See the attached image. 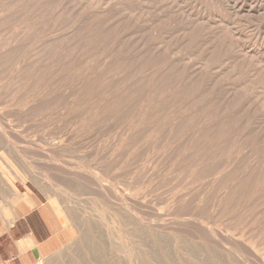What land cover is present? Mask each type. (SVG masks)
Returning <instances> with one entry per match:
<instances>
[{
  "label": "rangeland",
  "instance_id": "1",
  "mask_svg": "<svg viewBox=\"0 0 264 264\" xmlns=\"http://www.w3.org/2000/svg\"><path fill=\"white\" fill-rule=\"evenodd\" d=\"M0 166L35 264H264V0H0Z\"/></svg>",
  "mask_w": 264,
  "mask_h": 264
},
{
  "label": "crops",
  "instance_id": "2",
  "mask_svg": "<svg viewBox=\"0 0 264 264\" xmlns=\"http://www.w3.org/2000/svg\"><path fill=\"white\" fill-rule=\"evenodd\" d=\"M27 207L0 212V264H35L56 249L59 222L41 192L31 191Z\"/></svg>",
  "mask_w": 264,
  "mask_h": 264
},
{
  "label": "bare ground",
  "instance_id": "3",
  "mask_svg": "<svg viewBox=\"0 0 264 264\" xmlns=\"http://www.w3.org/2000/svg\"><path fill=\"white\" fill-rule=\"evenodd\" d=\"M40 3V2H39ZM17 4V3H16ZM41 5H42V3H41ZM47 5V4H46ZM45 5V6H46ZM14 6V5H13ZM24 6V5H23ZM39 6V5H38ZM44 6V5H43ZM19 7V6H18ZM9 8H10V6H9ZM22 9V8H21ZM5 10V9H4ZM27 11V10H26ZM23 12V11H22ZM25 12V11H24ZM2 13V12H1ZM13 13V12H12ZM15 14V13H14ZM26 14V13H25ZM21 15V14H20ZM45 16V15H44ZM2 17V16H1ZM27 18V17H26ZM33 30V29H32ZM6 146V145H5ZM7 147V146H6ZM6 151V150H5ZM8 151V150H7ZM0 168H1V166H0ZM15 169V168H14ZM1 171H3V170H1ZM5 181H6V185H7V187H8V189H11L12 190V192L13 193H17V190H16V188H13V187H15L9 180H7V179H5ZM14 197V196H13ZM17 199H15V201H16ZM4 201V200H3ZM6 206V205H5ZM1 207V206H0ZM1 208H3V209H5V207H4V204H3V206L1 207ZM2 211V210H1ZM4 211V210H3ZM5 214V213H4ZM122 231H124V229L122 230ZM127 230H125V232H126ZM124 233V232H123ZM116 234H118V238H120V236H122V235H119V233H116ZM120 234H122V233H120ZM126 235H128V231H127V234ZM126 235H123V236H126ZM127 237V236H126ZM126 237H124V238H126ZM117 238V239H118ZM123 238H121V240H122ZM122 242H124V241H122ZM125 243V242H124ZM123 243V244H124ZM128 243H130V241L128 242ZM126 244H127V242H126ZM126 246V245H125ZM127 248V247H126ZM125 248V249H126Z\"/></svg>",
  "mask_w": 264,
  "mask_h": 264
}]
</instances>
